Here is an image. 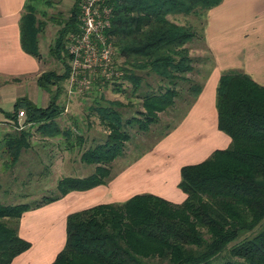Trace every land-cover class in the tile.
Masks as SVG:
<instances>
[{
  "label": "trees",
  "instance_id": "16d2710c",
  "mask_svg": "<svg viewBox=\"0 0 264 264\" xmlns=\"http://www.w3.org/2000/svg\"><path fill=\"white\" fill-rule=\"evenodd\" d=\"M81 1L74 0L71 14L62 22L56 44L51 47L66 62L65 71L49 69L38 77L41 86H56L50 104L39 106L22 96L7 112L17 127L0 138V155L6 156L7 167L19 163L23 151L32 145V126L27 125L37 123L36 129L44 135L61 131L56 118L63 106L58 99L62 82L70 73L66 41L69 33L79 28ZM220 1L108 0L112 13L105 32L124 58L121 76L131 81L135 90L142 86L144 71L155 73L160 83L157 87L148 83L142 92L144 109L128 118H122L113 106L118 102L95 107L108 128L106 136L83 147L86 138L81 132L73 143L83 148L81 160L95 165L91 173L61 176L54 189L32 201L4 202L0 196V264H11L32 245L20 234L25 211L60 199L72 190L109 182L117 173L114 161L132 141L131 129L149 131L160 123V113L174 107L177 99L185 100L187 93L192 97L180 121L183 119L204 81H195L189 75L195 59L187 43L196 35L195 28L169 15H203ZM42 2L53 3L26 0L21 17L22 47L39 58V34L45 21L37 11H42L38 5ZM216 106L218 126L231 136V143L216 148L199 162L182 165L178 185L187 193L182 202L146 191L123 201L72 211L67 216L65 244L51 264H264V85L247 73L225 72L217 85ZM20 110L26 115L22 123ZM178 123L170 125L161 138ZM64 133L67 140L73 134L69 129ZM40 167L29 173L37 170L49 175L48 165ZM3 192L10 193L8 188Z\"/></svg>",
  "mask_w": 264,
  "mask_h": 264
},
{
  "label": "crops",
  "instance_id": "0c3cea01",
  "mask_svg": "<svg viewBox=\"0 0 264 264\" xmlns=\"http://www.w3.org/2000/svg\"><path fill=\"white\" fill-rule=\"evenodd\" d=\"M25 2L0 0V124H9L13 119L7 112L13 110L19 97L27 96L44 107L51 102L50 93L45 92L38 81L39 75L46 70L42 55L39 58L22 47L21 17ZM202 16L205 45L212 51L215 63L204 79L201 93L183 119L109 182L86 190H72L60 199L25 211L20 219V234L32 245L17 255L11 264H51L65 244L67 216L72 211L101 202L123 201L135 193L146 191L182 202L187 197L178 185L182 165L199 162L216 148L227 147L231 143V136L218 126L217 85L225 72H244L264 85V0H221ZM51 87L54 89L55 85ZM44 99L49 103H40ZM64 109L73 111L68 104ZM19 120L22 123L23 117L20 116ZM62 135L65 133L44 135L35 128L32 145L23 151L21 160L25 154H35L37 159L43 144H53L54 139L59 144V139L67 140ZM68 144L60 160L52 164L55 169L84 162L81 160L82 151L73 158L74 161L66 160L72 156L68 154L69 150L76 146ZM26 163L41 164L40 160L33 161L32 158L26 159ZM52 167L47 168L49 174ZM60 234L61 241L57 239Z\"/></svg>",
  "mask_w": 264,
  "mask_h": 264
},
{
  "label": "rangeland",
  "instance_id": "374dc122",
  "mask_svg": "<svg viewBox=\"0 0 264 264\" xmlns=\"http://www.w3.org/2000/svg\"><path fill=\"white\" fill-rule=\"evenodd\" d=\"M51 5L47 3H40L37 15L40 19L45 21L43 29L40 31V51L42 53L43 64L46 66V70L53 69L57 72H64L66 69V62L63 58L57 57L52 51L51 47L56 44V37L58 35V29L63 25V21L71 14V8L74 0H52ZM205 13V12H203ZM169 17L179 23L192 25L196 30V35L192 40L187 43L190 54L194 57V71L189 75L195 81L203 82L207 73L215 63V57L212 51L205 45L204 38V16L200 14H170ZM114 46V52L111 60L103 64L102 66H91V69L87 70L88 78L91 82L88 84H80L81 79L78 83H72L70 75L73 69V60L71 56H66V60L70 65V73L68 78L62 82V91L59 94V103L63 106L61 114L56 118L61 131L56 135L69 129L72 131V139L70 142L66 139H54V143H45L40 147L37 157L41 159L40 168H46L60 160V156L63 155L65 148L68 147V143H72L71 146H75L77 140L75 135L81 130L85 135L86 142L83 147H88L91 143L98 140L104 139L108 132L106 124L102 123L101 117L95 108L99 105H110V101L118 102L115 106L122 114V118H128L134 114H138V110L144 109L142 92L147 89L148 83L151 85L158 86L159 76L155 73H146L144 71V79L142 86L138 89H134V84L131 81L125 80L121 75L123 70L121 64L124 61L119 55V51L116 48L114 42L110 40ZM69 42L66 41V48H69ZM70 53V50H68ZM235 71H238L237 68ZM76 82V81H75ZM74 84V85H72ZM42 87L45 92H49L51 100L55 95L56 86ZM19 89H23L19 87ZM46 94V93H45ZM186 99H177L176 105L160 113V123L153 125L149 131H140L136 128L131 129L133 134L132 141L127 142L126 151L123 155L119 156L114 161V172H119L121 169L126 167L129 163L133 162L143 150L154 145L161 135L167 130L170 125L176 124L180 121L181 116L188 108V99L192 96L187 94ZM46 96V95H45ZM49 100H40V103H49ZM120 103V104H119ZM73 107L69 111H65L67 106ZM67 112V113H66ZM74 112V113H72ZM25 114L22 115L23 120ZM22 122V121H21ZM32 126V132H35V126L37 123L30 124ZM77 126V127H76ZM17 129L15 119H12L9 124H0V138L9 131ZM40 132V131H39ZM41 133V132H40ZM63 138L66 135H62ZM163 138V137H162ZM161 138V139H162ZM78 145V144H77ZM75 146L72 151L69 150L72 156L70 159L66 157L68 162L74 161V157H78V154L83 150L81 146ZM67 153V152H66ZM32 155V157H31ZM26 154L22 160L14 165L13 167H7L5 164L6 156L0 155V196L4 202H21V201H32L39 198L45 193H48L55 188L58 178L63 175H76L75 173L88 174L93 171L95 165L92 163H78V165L67 164L63 167H52L50 174H43L36 171L29 173L33 169H38L36 163L33 166L26 163V159L32 158L34 161L36 155ZM31 167V168H30ZM33 168V169H32ZM41 170V169H40ZM4 188H8L9 194L5 195ZM61 236V237H60ZM57 239L62 240V234L57 235Z\"/></svg>",
  "mask_w": 264,
  "mask_h": 264
},
{
  "label": "built area",
  "instance_id": "2783aa9c",
  "mask_svg": "<svg viewBox=\"0 0 264 264\" xmlns=\"http://www.w3.org/2000/svg\"><path fill=\"white\" fill-rule=\"evenodd\" d=\"M111 13L112 6L108 0L81 1L79 28L71 31L67 38L74 64L70 75L72 83L79 84L81 79L80 84H89L91 79L87 70L111 60L114 46L105 32ZM24 114V110H20L19 116Z\"/></svg>",
  "mask_w": 264,
  "mask_h": 264
}]
</instances>
